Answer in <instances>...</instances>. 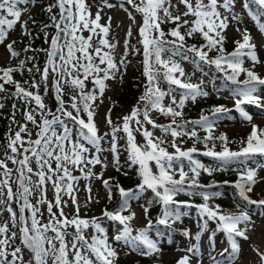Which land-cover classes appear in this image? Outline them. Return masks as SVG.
<instances>
[{"label": "snow or ice", "instance_id": "6c2138e0", "mask_svg": "<svg viewBox=\"0 0 264 264\" xmlns=\"http://www.w3.org/2000/svg\"><path fill=\"white\" fill-rule=\"evenodd\" d=\"M125 2L142 18L139 42L143 46V74L147 84L140 97V102L144 104L142 120L141 109L138 107L124 116L120 125L113 123L111 108L106 114V123L111 126V132L104 135H111L112 151H117V133L122 131L126 135L129 159L132 164L139 166L141 178L136 189L126 190L116 184L115 188L121 197L120 206L112 211H103L104 217L122 226L113 240L123 242L131 251L145 256L162 251L159 243L149 236L151 220L145 228L137 229L136 235L132 234L131 221L135 219V213L130 211V201L138 199V193L151 190L154 201L162 206L161 216L156 223L171 227V224L187 214L180 210L181 207H196L201 218L207 217L201 226V232L196 233V240L199 241L203 230L207 228L208 220L216 221V231L225 233L230 247L220 253L222 259L212 257L214 264H235L240 252L237 238L248 239L247 225L252 222L251 217L246 211L233 214L224 212L218 205L210 207V198L218 197L221 193L203 191L213 185L200 184L198 178L201 171L212 175L214 171L232 168L238 177L234 187L241 200L248 205L264 207V199L253 200L249 196L259 181V168L264 167L255 160L257 156L264 157V128L253 123V116L246 110V106H254L264 113V95L258 93V86H264V77L255 71V66L261 63L257 55V45L253 42L249 29L242 28L241 15L233 11L236 0H178L176 4L172 0ZM32 3L33 0H0V44L4 43L9 31L17 23L21 24L25 35H31L27 30V21H22L21 17ZM103 3L104 6L113 7L108 0H103ZM180 5L185 9L183 12L179 11ZM53 8H58L59 12L53 14ZM243 10L264 34V0H243ZM47 12L51 23L44 24L43 29L51 27L55 31L50 37L45 31L49 47L37 50L46 54V62L43 68L34 64L27 69L30 73H38L40 80L33 78L25 81L24 84L29 85L25 87L13 78L15 72L24 70L25 60H20L17 67H0V92H7L5 85L11 84L15 89L12 94L28 106L24 111V123L16 121L13 115L12 123L16 125V130L10 128L3 154L0 156V212L7 211L10 218V224H0V264H115L118 253L109 242L100 218L81 217L75 193L80 179L90 180L93 176L102 179V174L93 173L92 167L97 164L107 167L99 155L103 151V136L94 119L98 107L96 101L103 96L107 87L106 81L116 79L117 75L122 78L123 66L127 61L123 57L117 61L113 55L116 45L108 39L111 18L109 24L102 25L100 12L97 11L93 16L86 0H56L55 4L48 6ZM129 16L135 20L131 13ZM230 19L235 22L241 39L234 41L233 51L227 52L224 47L225 32ZM165 23H172L175 27L165 32L161 27ZM85 31L89 33L88 36L83 35ZM195 34L201 35L206 43L199 47L187 46L186 37ZM127 35L131 36V29ZM97 37L98 46L93 43ZM14 44L15 41H12L6 48L11 57H18L19 53ZM128 47L130 45L126 40L125 48ZM213 51L216 55L210 56L209 53ZM166 53L170 54L165 57ZM185 53H193L194 57ZM174 56H181L183 60L192 59L193 63L198 58L200 62L214 66L222 74L223 81L234 86L230 89L234 108L217 105L211 110L214 119L202 114L199 120L178 123L176 118L183 116L185 103L188 100L195 102L198 97H207L209 92L203 87V81L198 84L191 82L180 63L173 59ZM245 58L252 62L251 67L245 66ZM242 75L244 79L240 78ZM89 80L95 85L92 90H86V81ZM160 81L169 85V91L162 90ZM210 83L219 94L221 88L216 86L215 80ZM50 84L57 101L55 111L47 107L40 94L42 87L47 93ZM96 89L99 90L98 93ZM177 89L182 90L179 99L174 94ZM66 90L71 91L67 104L64 99ZM166 96L171 97V102L167 105L163 103ZM33 103L35 108L30 106ZM0 107L3 105L0 104ZM152 110L170 116L172 120L168 125H157L150 116ZM233 110L242 121L251 125L250 133L240 141L238 150L229 147L231 142L226 134L214 135V120ZM145 123L169 134L173 138L171 146L174 152H169L163 146L165 140L155 137L152 131L144 127ZM29 124L37 130L35 138ZM188 124L198 125L206 133L202 138L206 149L202 155L217 161L216 167L206 166L195 159L193 154L199 151L195 146L182 150L176 144L175 139L182 136L201 142L196 128L188 129ZM137 132L144 137L143 144L137 143ZM216 140L221 142L220 151L215 150ZM91 149H94V153ZM185 159L188 161V171H185L182 162ZM9 162L15 167L10 168ZM252 163H257L258 167H252ZM118 165L117 158L114 166L118 169ZM77 169L82 176L73 175ZM33 176L36 177L35 180ZM102 183L111 200L113 186L109 179H103ZM49 184L54 192L52 200H48L46 195ZM189 189L192 191H188ZM197 189L201 191L197 193ZM88 192L91 193L90 186ZM36 193L39 195L35 196ZM180 193L198 194L204 202L193 205L187 201H178L175 197ZM65 196L70 198L75 208L71 216L64 211L68 205ZM89 200H92L91 196ZM42 206H46V222H42ZM125 212L128 214L125 215ZM144 212L147 216V206ZM241 224L245 227H240ZM14 228L18 231H13ZM69 228L73 229L72 233L68 232ZM89 228L94 229L90 239L85 235ZM69 235L71 239L68 238ZM184 235L191 234L185 230ZM213 237L209 241L210 247L214 248ZM17 239L19 246H14ZM26 251L30 256L28 261L24 258ZM186 251L189 255L180 257L176 264H191L193 256H200L198 244L189 246ZM254 251L260 264H264V252L259 249Z\"/></svg>", "mask_w": 264, "mask_h": 264}, {"label": "rangeland", "instance_id": "374dc122", "mask_svg": "<svg viewBox=\"0 0 264 264\" xmlns=\"http://www.w3.org/2000/svg\"><path fill=\"white\" fill-rule=\"evenodd\" d=\"M38 1L40 0H33V3L29 6L28 11L25 12L21 20L23 21L25 17L29 16L30 14H33L35 11L38 10L39 4ZM109 2H114V0H108ZM87 4L90 5V11L93 14V16L97 13V11L101 14V20L100 23L102 25L109 24V18L110 20V33L108 36V39L116 45L115 49L113 50V55L117 61H119V57L123 50V37L128 28L135 29L137 25H141L142 18L140 14H137L135 16V20L131 19L129 14L118 8L116 3H113V7H107L104 6L103 0H86ZM178 0H172L173 4H176ZM23 7V6H22ZM185 9L183 5L179 6V11L183 12ZM222 13H224L223 9H220ZM233 11L235 13H239L243 19V27H247L249 31L251 32V35L253 37V42L257 45V55L261 61V63L257 64L255 66V71L258 72L260 75H263L264 77V34H262L256 27L255 22L251 19L250 16L247 15V12L243 10V0H236L235 6ZM227 15V13H224ZM187 19H191V17H187ZM20 23H17L14 28L9 32L6 40L3 44H0V65H3L4 63L8 62L11 58L6 45L10 43L13 39L18 37L21 33ZM164 25L171 26L172 23H165ZM84 36H88L89 33L85 31L83 33ZM226 41L230 42L236 38H241L240 33L236 31V25L235 22L229 20V27L227 28L226 32ZM93 43L98 46V37L94 39ZM170 53H166L165 57L169 55ZM174 60L178 61L181 65V67L184 69L185 73L188 77H190V80L194 84H198L201 81H203V87L205 90L209 92V96L207 97H198L195 102L188 100L185 103L184 108L187 107H197L201 103H205L207 100L216 99L217 97H222L225 102L232 105L234 103L231 95L227 94L226 92H220L217 94L213 90V85L210 83V79L202 73L192 62L188 60H183L181 56H174ZM245 66L251 67L252 62L245 58ZM127 68L123 66V75L122 78L120 75H117L116 79H110L106 81V89L101 97V99L96 101V105L98 106L96 109V115L94 117L95 122L99 128L100 134L103 136V140L101 142V147L103 151L99 154L100 159L103 162V164H106L107 167H102L101 164H97L94 167H92L93 173L96 175L102 174V179H97L96 176H93L90 180L80 179L79 182L76 185L77 191L75 193L79 206H80V216L86 219H91L93 217L100 218V222L102 226L106 230V234L108 236L109 242L112 244V246L116 249L118 256L116 258L115 264H124L125 262L131 261V260H137V259H143V260H150L153 258H161L164 260L166 264H176L177 260L184 256L189 255L187 253L186 249L191 246L198 244L200 248V256H193L191 259V264H214V261L212 257H215L217 260L222 259L220 256V253L225 249L229 248L230 246L225 245V243L222 240V236L225 234L222 231H216L217 229V223L216 221L208 220V226L206 229L203 230L199 241L196 240V233L201 232V226L204 224V221L207 219V217L201 218L198 214V210L196 207H191V210L186 215L181 216V218L176 221L182 225V227L185 228L191 235L185 236L184 232L182 234H175L171 237H166L163 235H156L154 232L149 231L150 238L156 240L159 243V246L161 247L162 251L158 254H154L151 256H145L141 255L138 252L131 251L129 247L123 244V242H116L113 240V237L117 233V230L120 229L122 226L119 225L118 222H113L108 220L106 217L103 216V211L105 209L112 211L115 210L114 208H104L103 203L106 202L108 191L104 187L102 180L106 179L108 175L115 171L117 169L116 166H114V160L115 158V152L111 149L112 144V138L111 135H104L105 133L111 132V126L106 123V111L109 106L108 98L110 96H115L123 91L124 86V78L127 75ZM160 83H163L166 85L165 88H167L169 91V85L164 82L160 81ZM90 84V83H87ZM145 92V91H144ZM142 92V95L144 94ZM258 93L261 95H264V86H261L258 88ZM177 97V99L180 98V93H174ZM71 95L70 90H66V94L64 96V99L66 101V104L69 102V96ZM44 97V103L47 105L49 109L52 111H55L57 108V101L55 100L54 96V90H50L48 94L43 95ZM140 96H138L133 104L125 105L123 108H121L118 112L113 113L111 116V119L114 124L120 125L122 124V118L126 115H129L133 108H140L141 109V116L140 119L142 120V112L144 108V104L140 102ZM102 100V103H101ZM171 102V97L166 96L163 100V103L165 105L169 104ZM246 110L253 116V123L259 125L260 127L264 128V113H262L259 109H257L254 106H246ZM151 118L155 121L157 125H168L169 122L165 120L164 115H162L159 111L152 110L150 111ZM231 119L225 118L221 121H218L215 123V128L218 130L226 131L229 134H237V133H246L249 129H251V125L246 122L242 121L239 114L234 112V115H231ZM39 119V116L37 117ZM86 119V116H85ZM190 125V124H189ZM29 129L33 132V138H35V132L37 131L35 127L31 124L28 125ZM135 127V125H133ZM144 127L147 128L149 131L153 132V135L155 137H159L163 140H165V144L163 145L169 152H174V149L172 148V141L173 138L164 132L161 131L160 128H153L152 125L144 124ZM59 131V129H58ZM136 140L138 144H143V136L140 132L135 133ZM117 143L121 145H125V148L127 147L126 144V135L125 133L118 132L117 133ZM176 144L182 149L187 150L188 148H191V142L189 141H183L180 137L175 139ZM91 147V146H89ZM91 152L94 153V149H91ZM129 156V153H127ZM194 158L199 160L201 163L205 164L206 166L216 167L217 161L207 158L204 155L195 153L193 154ZM256 161L259 162V164L264 165V158H255ZM185 167V171H188V161L185 159L182 161ZM252 167H258L257 163H252ZM9 167L14 168L15 166L9 162ZM33 167H35V164H33ZM178 167V165H177ZM236 167V166H234ZM155 170V169H154ZM235 172L232 168H229L226 171H214V174H226V173H232ZM201 174H207L206 172L201 171ZM73 175L76 176H82V173L77 169L73 172ZM258 177L259 181L258 183L253 187V191L249 193V196L256 195L259 192H262L264 190V167H260L258 171ZM33 180L36 179L35 176L32 177ZM176 178L178 179L179 176L177 174ZM141 183V181H140ZM88 186L91 187V193L88 192ZM137 187V186H136ZM198 193V192H197ZM39 194L36 193L35 196H38ZM47 199L52 200L54 199V192L51 187V184L47 187ZM35 196L33 198V203H35ZM89 196L92 197V200H89ZM200 196V195H199ZM222 201H228L230 203V206H225V208H221L224 212L238 214L240 210L246 211L250 217L252 222L247 225V236L248 239L244 240L242 238H237L240 244V252L238 255L237 260L235 261V264H260L259 257L254 251V249H259L261 252H264V207L261 209H258L257 211L247 210L244 209L241 206H238L237 204H232L230 202V197L228 196V193L222 192L221 193ZM184 197V193H180L175 199H179ZM65 200H68V205L64 208V211L67 215L71 216L74 214L75 208L71 203V200L69 197L65 196ZM149 201H153L151 204H149ZM209 206H216L217 203L215 202V197L210 198L208 201ZM194 205V204H193ZM148 207V211L151 207L157 206L158 210L155 211L157 213V217L159 218L162 213V206L159 203H156L154 201V194L151 190H146L143 193L139 195V198L133 201H130V211L135 213V219L131 221V227L133 228V235H136L137 229L145 228L146 223L148 221L149 213L147 216L145 215L144 208ZM14 207H17L14 205ZM156 208V209H157ZM43 212V218L42 222H46L47 218V210L46 206H42L41 208ZM55 210V209H54ZM27 214V213H26ZM125 215L128 214V212L124 213ZM5 222H9L10 224V218L7 211L0 212V224H3ZM240 227H245L244 224H241ZM13 231H18V229L14 228ZM73 229L69 228L68 232L72 233ZM213 232H215V236L213 237ZM94 234V229L89 228L85 231L86 237L90 239L91 235ZM51 235V233H49ZM210 237H213V243L214 248L210 247V242H208V239ZM71 239V235L68 237ZM14 246H19V239L15 241ZM24 258L28 259L30 258L29 253L26 251L24 254Z\"/></svg>", "mask_w": 264, "mask_h": 264}, {"label": "trees", "instance_id": "16d2710c", "mask_svg": "<svg viewBox=\"0 0 264 264\" xmlns=\"http://www.w3.org/2000/svg\"><path fill=\"white\" fill-rule=\"evenodd\" d=\"M118 6H120L121 9L125 10L126 12L131 13L133 16L137 13L132 8L131 5L127 4L125 0H115ZM56 0H40L38 1L39 7L38 10L35 11V13L30 14L29 16L25 17L23 21H27V30L31 33V35H25L24 31L21 26V34L19 37L14 39L15 41L14 48L19 53L18 57H11V59L4 64L1 67H17L20 60H25V68L23 71H17L13 74V78L16 81H19L21 84H24L25 81H30L31 79H35L37 81L40 80V76L38 73L35 72H28V68H32L34 64L38 65L39 67L43 68L45 62H46V54L43 51H37L39 49H47L49 47V43L46 42L45 37V31L49 34V37L54 34V29L49 27L48 29L44 30L43 25L44 24H50V16L47 12V8L50 4H55ZM110 3V2H108ZM111 4V3H110ZM112 5V4H111ZM59 12L58 8H53V14H56ZM35 21V23H33ZM139 27L137 26L135 29L128 28L124 34L123 37V50L120 55V59L123 57L126 59L127 63L124 65L128 73L126 77L124 78V86L123 91L114 97H109V108H111V114L114 112H117L120 108H122L125 105L131 104L137 96L140 95L141 90L143 89L145 85V78L143 74V46L139 42L140 36H139ZM165 32H168L171 28H164L162 27ZM131 29V36H128L127 33ZM171 39V37H169ZM127 40L130 47L127 49L125 48V41ZM239 40V39H236ZM235 41V40H234ZM234 41L227 42L225 41L224 47L227 52L233 51L235 48ZM186 45H197L198 47L205 44L206 41L203 39V37L199 34H195L192 37H186ZM26 49H28L26 51ZM193 54V53H190ZM210 56H215V51L209 53ZM194 57V56H193ZM34 58V59H30ZM196 64L198 67H200L204 72H207L214 80H217L219 83V87L222 89H231V87H234L230 83L226 84L225 81L221 78L222 74L218 73L215 68L210 69V65L200 62L198 58H195ZM241 78V77H240ZM25 87H28L29 85L24 84ZM7 92H0V104L3 105V107H0V156H2L4 151V145L7 142V134L9 133V130L15 131L16 125L12 123V117L15 116V120L24 123V111L28 107L25 105V103L15 97L12 93L14 92V86L11 84L5 85ZM95 88V85L92 84L89 88H86V90H92ZM52 90L51 84L49 85V90L47 93H45L44 88L42 87L40 89V94L46 95L49 93V91ZM54 90V89H53ZM97 91V89H96ZM44 100V97H43ZM15 105V107H14ZM217 105H224L220 99H213L209 100L206 103L200 105L197 108H188L183 109V117L186 119H194L199 118L202 114L208 115L210 118L211 110L214 106ZM31 107L35 108V104L33 103L30 105ZM108 113V112H107ZM83 115V113H82ZM170 117V116H168ZM172 118V117H170ZM182 118V117H179ZM72 125L70 124V127ZM198 132V135L201 137V142H196L193 139H190L187 136H182L183 140H187L189 142H192L193 144L197 145L200 148H204V144L202 142V138L206 135L204 130L202 128L196 129ZM221 133L226 134L229 138V141L231 142L229 144V147L232 150H238L240 148V141L243 138H246L247 135L250 133L247 132L245 134H236L231 135L225 131L221 130H214V135L219 136ZM211 144V142H209ZM216 144V151L221 150V142L219 140L215 141ZM123 145L118 144L117 151L115 152V158L119 160V167L115 171L111 172V174L107 177L109 179L110 184L113 186V196L112 199L106 201L107 206H117L119 203H121L119 192L116 190L115 185L119 184L122 187H125L126 189L132 186H135L140 181L139 176V168L136 164H132L129 156L127 153V147L123 149ZM191 175V174H190ZM199 183L203 185H213L211 188H206L207 192H223L226 191L230 194L231 200H233L236 203H240L246 206H249L244 201L241 200V198L238 195L237 189L234 187L235 181L238 179L236 173H227L224 175H217V174H203L199 176ZM225 181H228L229 183H224ZM224 189V190H223ZM262 194H259L261 196ZM190 201L193 203H202L203 199L200 197H191ZM220 202V200H218ZM222 205H227L226 203H221ZM156 208V207H155ZM186 209H188L186 207ZM149 217L152 221V227L151 229H154L155 232L159 233H168L169 235L173 233L174 231H181L180 226L177 223L171 224V227H167L165 225H160L156 223V214L154 210H149ZM29 260V259H28ZM25 260V261H28ZM125 264H164V261L161 258H153L150 260H143V259H137V260H131L128 262H125Z\"/></svg>", "mask_w": 264, "mask_h": 264}, {"label": "bare ground", "instance_id": "6f19581e", "mask_svg": "<svg viewBox=\"0 0 264 264\" xmlns=\"http://www.w3.org/2000/svg\"><path fill=\"white\" fill-rule=\"evenodd\" d=\"M125 67V66H124ZM126 68V67H125ZM128 71V70H127ZM128 73V72H127ZM141 94V93H140Z\"/></svg>", "mask_w": 264, "mask_h": 264}]
</instances>
